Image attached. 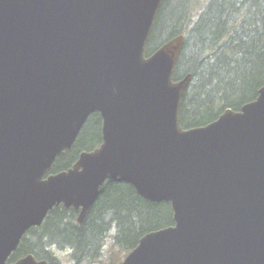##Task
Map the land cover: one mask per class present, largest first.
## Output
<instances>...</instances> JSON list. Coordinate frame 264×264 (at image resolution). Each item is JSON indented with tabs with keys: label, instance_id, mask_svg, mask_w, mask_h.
Here are the masks:
<instances>
[{
	"label": "water",
	"instance_id": "1",
	"mask_svg": "<svg viewBox=\"0 0 264 264\" xmlns=\"http://www.w3.org/2000/svg\"><path fill=\"white\" fill-rule=\"evenodd\" d=\"M162 0H0V264L55 206L81 223L108 180L169 202L173 225L117 264H264V87L183 130L184 37L145 57ZM102 143L47 175L88 117Z\"/></svg>",
	"mask_w": 264,
	"mask_h": 264
},
{
	"label": "trees",
	"instance_id": "2",
	"mask_svg": "<svg viewBox=\"0 0 264 264\" xmlns=\"http://www.w3.org/2000/svg\"><path fill=\"white\" fill-rule=\"evenodd\" d=\"M181 34L173 81L190 75L178 110L181 129L206 126L225 110L237 112L256 99L264 87V0H162L145 56ZM101 127L99 114H91L48 175L69 169L80 153L97 148ZM78 212L54 207L23 235L10 261L30 254L46 264H96L110 240L106 264H115L144 235L173 225L169 202L148 201L132 185L112 180L100 187L81 223Z\"/></svg>",
	"mask_w": 264,
	"mask_h": 264
},
{
	"label": "rangeland",
	"instance_id": "3",
	"mask_svg": "<svg viewBox=\"0 0 264 264\" xmlns=\"http://www.w3.org/2000/svg\"><path fill=\"white\" fill-rule=\"evenodd\" d=\"M109 243H110V240L107 241V244L104 248V251H103V254H102V257H101V261L99 260L96 264H106L108 263V255H109V252L107 251V249L109 248ZM115 250V249H114ZM117 250H115L114 252H116ZM124 257L121 258V260L123 259ZM120 260V261H121ZM119 261V262H120ZM118 263V262H117ZM116 264V263H115Z\"/></svg>",
	"mask_w": 264,
	"mask_h": 264
},
{
	"label": "bare ground",
	"instance_id": "4",
	"mask_svg": "<svg viewBox=\"0 0 264 264\" xmlns=\"http://www.w3.org/2000/svg\"><path fill=\"white\" fill-rule=\"evenodd\" d=\"M147 42H148V41H147ZM78 213H79V212H78ZM78 213H77V214H78ZM46 226H47V225H46Z\"/></svg>",
	"mask_w": 264,
	"mask_h": 264
}]
</instances>
